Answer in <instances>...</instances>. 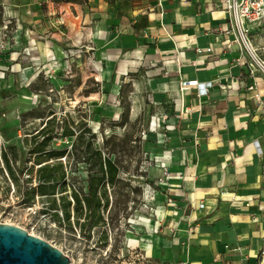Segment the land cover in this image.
Segmentation results:
<instances>
[{
    "label": "crops",
    "instance_id": "obj_1",
    "mask_svg": "<svg viewBox=\"0 0 264 264\" xmlns=\"http://www.w3.org/2000/svg\"><path fill=\"white\" fill-rule=\"evenodd\" d=\"M130 1L124 17L103 0L23 4L37 40L22 56L62 65L31 75L47 68L66 76V66L80 80L71 104L93 108L103 100L88 98L92 80L98 89L148 81L156 115L146 172L163 209L157 200L154 219L126 248L157 264H264V76L230 63L227 0ZM229 196L233 202H221Z\"/></svg>",
    "mask_w": 264,
    "mask_h": 264
},
{
    "label": "rangeland",
    "instance_id": "obj_2",
    "mask_svg": "<svg viewBox=\"0 0 264 264\" xmlns=\"http://www.w3.org/2000/svg\"><path fill=\"white\" fill-rule=\"evenodd\" d=\"M49 1L86 7L93 0L0 1V223L15 224L35 234L60 250L70 264H137L134 251L126 248V239L130 234L137 236V231L141 232L146 224L142 218L154 214V208L146 206L149 202L146 197L156 202L154 191L160 196L146 172L150 163L147 136L154 116L148 81L140 76L104 82L98 89L92 80L85 91L99 90L103 100L100 108H93L71 104L80 80L68 74L66 66V76L51 75L47 68L32 76V70L40 65H52L56 72L62 69V65L51 62V57L47 61L38 57L29 61L22 56L33 47L29 48V42L37 40L33 39L35 29L23 20L22 5L40 3L45 9ZM103 1L118 17L127 16L130 11V0ZM12 25L16 29L13 34L7 28ZM69 78L75 80L66 87ZM25 96L29 104L22 105ZM52 115L56 119L49 124L48 133L53 131L57 137L46 150L62 155L48 158L46 164L59 165L65 173L67 191L63 194L72 198L74 187H83L84 193L88 192L87 181L96 173L91 170L98 168L97 151L103 161L110 158L120 167L114 184L106 183L108 209H102L101 214L86 223L84 219L78 223L76 217L73 222L67 221L60 200L61 185L56 195L32 194L39 186L37 171L42 165L35 163L36 156L30 150L42 142V138L35 141L34 137ZM65 128L75 136L65 137L62 134ZM81 134L82 141L74 149ZM134 159L140 161L139 172L131 174ZM53 201L57 204L55 210H51Z\"/></svg>",
    "mask_w": 264,
    "mask_h": 264
},
{
    "label": "trees",
    "instance_id": "obj_3",
    "mask_svg": "<svg viewBox=\"0 0 264 264\" xmlns=\"http://www.w3.org/2000/svg\"><path fill=\"white\" fill-rule=\"evenodd\" d=\"M55 119L56 116L52 115V118L46 123L43 130L34 137L35 141H37L39 138H42L43 140L41 143L36 144V146L32 147L30 150V153L36 156L35 163L37 165H42L37 171L39 186L35 190H33V195L35 194V192L43 196L56 195L58 185H61L59 193L63 194L67 191V185L65 181L66 175L64 172L60 171L59 165L46 164L52 157L62 155V153H50L46 150L48 145L57 137L54 135L53 131H51L50 134L48 133L49 124L53 123ZM86 132L90 133L91 130L86 129ZM62 134L65 137L75 136V133L68 128H65ZM82 138L83 135L81 134L77 138L76 145L73 147L74 149H77L79 143L82 141ZM95 155L97 156L96 167L98 168H94L91 170H96V173L95 175L90 176L87 181L88 192L84 193L83 187H74V189H71L72 198L75 202L74 213L78 223L83 219L85 220L84 223H86L91 218L101 214L102 209H108L109 197L107 193L106 183L108 181L110 185H113L115 180L119 176L120 167L112 159L108 158L103 161L101 153L99 151H97ZM5 160L11 175L17 182L11 169L10 163L9 161H7L6 157ZM56 208L57 204L55 201H53L51 210H55Z\"/></svg>",
    "mask_w": 264,
    "mask_h": 264
},
{
    "label": "built area",
    "instance_id": "obj_4",
    "mask_svg": "<svg viewBox=\"0 0 264 264\" xmlns=\"http://www.w3.org/2000/svg\"><path fill=\"white\" fill-rule=\"evenodd\" d=\"M225 12L228 28L224 35L230 43L228 55L231 65L243 67L246 73L254 77L264 76V0H227ZM197 53L209 54L211 50L198 49ZM200 89V93H207L206 87ZM154 115H156L155 112ZM164 174L169 175V172L165 171ZM154 192L156 202H148L147 208L155 207L157 200L161 199L160 196H156L157 192ZM233 201L234 196L221 198L223 203ZM199 208H204V205L200 204ZM136 262L137 264H157L145 259L142 255H137Z\"/></svg>",
    "mask_w": 264,
    "mask_h": 264
},
{
    "label": "water",
    "instance_id": "obj_5",
    "mask_svg": "<svg viewBox=\"0 0 264 264\" xmlns=\"http://www.w3.org/2000/svg\"><path fill=\"white\" fill-rule=\"evenodd\" d=\"M0 264H70L43 239L12 224L0 223Z\"/></svg>",
    "mask_w": 264,
    "mask_h": 264
},
{
    "label": "bare ground",
    "instance_id": "obj_6",
    "mask_svg": "<svg viewBox=\"0 0 264 264\" xmlns=\"http://www.w3.org/2000/svg\"><path fill=\"white\" fill-rule=\"evenodd\" d=\"M10 0H6V2H9ZM7 28L8 29V32L9 33H14L15 32V27L14 25L12 26H8ZM73 76V74H72ZM88 98L89 99H93V100H101L102 99V95L99 91H96V92H92L88 95ZM79 103V99L75 101V105ZM140 164V161L138 159H134L133 160V164H132V167H131V174H136L137 172H139L137 170V167L139 166ZM147 201H151L152 202V198L150 196H147L146 197ZM60 200H61V205L64 209V212H65V216H66V219L67 221L69 222H73V219L75 218V213H74V201L73 199L71 198V196L69 194H63V195H60ZM161 200L158 199V213H160V211L163 209L162 206H161ZM154 202V201H153ZM144 223H146L145 225H150V222H151V219L153 220L154 219V216H150L149 218H142ZM14 226H17L19 227L18 225H15V224H12ZM30 233V232H29ZM32 234V233H31ZM32 235H35V234H32ZM131 236V234L129 235V237ZM128 242V240H127Z\"/></svg>",
    "mask_w": 264,
    "mask_h": 264
}]
</instances>
